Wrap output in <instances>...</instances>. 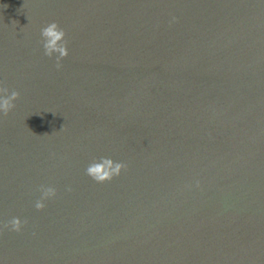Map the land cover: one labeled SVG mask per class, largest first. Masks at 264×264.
I'll use <instances>...</instances> for the list:
<instances>
[{"label": "water", "instance_id": "water-1", "mask_svg": "<svg viewBox=\"0 0 264 264\" xmlns=\"http://www.w3.org/2000/svg\"><path fill=\"white\" fill-rule=\"evenodd\" d=\"M0 86V264H264V0H0Z\"/></svg>", "mask_w": 264, "mask_h": 264}, {"label": "clouds", "instance_id": "clouds-1", "mask_svg": "<svg viewBox=\"0 0 264 264\" xmlns=\"http://www.w3.org/2000/svg\"><path fill=\"white\" fill-rule=\"evenodd\" d=\"M65 32L61 29L57 23L53 22L41 30V37L43 40L44 54L49 58L56 55V66L61 67V60L68 56L67 41L65 39ZM19 99V93L17 91H11L0 86V113L7 116L9 112L15 107L14 101ZM126 165L121 162H114L111 158L101 157L98 161H92L85 170L87 176H89L96 183L104 184L112 181L114 178L119 177L126 169ZM71 191V189H69ZM41 197L35 203L37 211H43L46 207L45 201L54 199L57 195L54 187L40 188ZM27 221H21L19 218H12L9 222L2 225L3 228H10L12 231L20 232L23 225Z\"/></svg>", "mask_w": 264, "mask_h": 264}]
</instances>
